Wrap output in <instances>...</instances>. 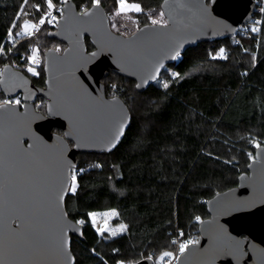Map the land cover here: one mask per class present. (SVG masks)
Returning <instances> with one entry per match:
<instances>
[{"label":"water","instance_id":"95a60500","mask_svg":"<svg viewBox=\"0 0 264 264\" xmlns=\"http://www.w3.org/2000/svg\"><path fill=\"white\" fill-rule=\"evenodd\" d=\"M255 8L256 0H162L166 23L125 36L109 27L101 4L80 12L64 1L47 35L65 46L44 51V85L11 64L0 75L1 93L20 96V103L0 104V264H75L72 237L80 239L83 226L69 217L65 199L77 155L113 151L131 122L126 103L107 95L102 79L113 72L142 93L187 49L236 38ZM206 210L196 242L171 264H264V144L237 185L210 198Z\"/></svg>","mask_w":264,"mask_h":264},{"label":"trees","instance_id":"16d2710c","mask_svg":"<svg viewBox=\"0 0 264 264\" xmlns=\"http://www.w3.org/2000/svg\"><path fill=\"white\" fill-rule=\"evenodd\" d=\"M73 1L80 12L94 4ZM119 1L99 4L113 19L119 17ZM125 1L140 7L134 21L141 26L157 19L162 2ZM48 3L0 0V66L11 64L38 86L44 85L43 70L32 75L26 67L31 47L65 45L48 39L46 33L54 28L49 25L28 37L22 30L25 22L45 18ZM118 21L116 33L135 30L133 20ZM260 21L246 35L239 30L238 42L226 38L187 49L142 93L134 81L113 72L102 79L106 94L126 103L131 122L113 151L77 155L75 190L70 188L65 199L69 217L84 222L82 237H72L75 264H133L144 258L153 264L172 262L175 240L198 237V224L208 217L206 202L235 187L255 148L264 144V3ZM86 44L92 49L87 39ZM1 99L6 97L0 89ZM39 100L36 109L43 112L44 100L37 98L35 104ZM110 210L117 213L111 223L124 224L125 230L100 237L89 214Z\"/></svg>","mask_w":264,"mask_h":264},{"label":"rangeland","instance_id":"374dc122","mask_svg":"<svg viewBox=\"0 0 264 264\" xmlns=\"http://www.w3.org/2000/svg\"><path fill=\"white\" fill-rule=\"evenodd\" d=\"M124 3L126 5H128L129 7L125 8L122 11L121 10V3L119 1L118 9L115 11L116 12L115 15L116 16L117 15L119 16L118 18H115L114 17L112 19V16L111 17L108 16L109 21H110V26L109 27H111V29L114 32H116V30L120 27V22L118 21V19L122 23L125 22V21H129V20H133L134 21L135 20L134 17L137 15V13H140V11H136L135 9L131 8L132 5H136V4H134V3H128L125 0H124ZM156 15H157V19L156 20L160 21L161 24L166 23V20L163 17V15L161 13V10ZM25 24H27L29 26H34V27H29L27 29L23 27L22 34L25 35L26 37L30 36L31 34L36 33L39 29L42 28V26L41 27L39 26V23L38 24H32L30 22H25ZM149 24H152V23H149ZM137 25H139L138 22L135 23V21H134V23L132 24V27H135V30L133 32H135L141 26V25H139L137 27ZM50 27H52V26H50ZM251 27L252 26L250 24H247V25L241 27L240 33H242V35L248 34L249 29ZM26 33H30V34H26ZM47 33H46V35H47ZM132 33H130V34H132ZM130 34H122V35L127 36V35H130ZM47 37H48V35H47ZM48 39H51V38L48 37ZM233 40H234L233 42H237V37L236 38H233ZM39 44H42V45L44 44L45 45V43H43V39H40ZM48 48H54L55 50H57L59 52L63 50V49H59L60 47L58 45H53V46L52 45H49L48 47H44V48H40L39 45H35V46L31 47V52H30L29 58H28V65L26 66L27 67V71L30 74L33 75V72L36 74V73H38L39 68L42 69V67H43V57L42 56H43L44 51L47 50ZM2 68H3V66H2ZM30 68L33 69V71H29ZM171 73L172 72H170V70H169V74H171ZM110 96H113V95H110ZM19 98H20V96H17V97L12 98V99H7V98L4 99V100L1 99L0 100V104L1 103H4L5 101L12 102V103H20V99ZM35 103H36V101H35ZM43 103H44V111H45V101ZM41 104H42V102H41V100H39L37 102V104H35V107L36 106L37 107L38 106H41ZM37 110L41 111V109H39V108ZM72 179H73V174H72ZM72 185H73V183H72ZM71 191H73L72 190V186H71ZM93 216L99 222L102 223L103 230H101L100 232H97L94 229L96 231V233L100 237H102L104 234H107L108 236H111V237H115V236L121 234V232H124V230H125V225L124 224L114 225V224L111 223L112 220H114L117 217V213L114 210L104 211V212H94V213H90L89 214V222L91 223V225H92L91 219H92ZM92 227H93V225H92ZM197 238L198 237H196L194 234H190V235H187L183 239L179 237L177 240H175L177 242H175V244H174L175 245V254H174V258H173L172 262H174V259H175V256H176V251H177V246H178L177 244L178 243H180L179 244V247H180L181 244H187L188 241H192L193 243L196 242ZM172 262H169V260H166V261H160V263L156 262L155 264H171Z\"/></svg>","mask_w":264,"mask_h":264},{"label":"built area","instance_id":"2783aa9c","mask_svg":"<svg viewBox=\"0 0 264 264\" xmlns=\"http://www.w3.org/2000/svg\"><path fill=\"white\" fill-rule=\"evenodd\" d=\"M64 1H62L59 4H55L53 2L51 3L52 8H50V10L46 14L45 18L43 19L44 23H39L40 27L43 25H49V26H52L54 28L56 27V25L58 23L59 16H60L59 14H61V9H62V5H63ZM263 3H264V0H256L255 12H254V15H253L251 21L248 24L259 25L261 23L260 20L262 18V14H263ZM178 61H179V57L176 58L175 63ZM1 71H2V66H0V75H1ZM77 222L81 225L84 224L82 219H78ZM175 242H177V241H175ZM179 244L180 243L177 244L178 246H177V251H176V256H175L174 261H176L177 258L181 255Z\"/></svg>","mask_w":264,"mask_h":264},{"label":"snow or ice","instance_id":"6c2138e0","mask_svg":"<svg viewBox=\"0 0 264 264\" xmlns=\"http://www.w3.org/2000/svg\"><path fill=\"white\" fill-rule=\"evenodd\" d=\"M98 3H99V0H94V6H95V5H98ZM120 3H121V10H122V11H123L125 8L129 7L128 5H126V4L124 3V0H120ZM48 7H49V8H52L51 0H49ZM131 8L135 9L136 11H140V8H139L138 5H132ZM40 23H44V21L41 20ZM158 23H160V21L155 20V19L152 20V24L155 25V24H158ZM23 27L27 29V28H29V27H34V26H29V25L25 24ZM26 34H30V33H26ZM9 35H11V33H9ZM220 55L223 56V50H221V54H220ZM214 58H216V57H214ZM29 71H33V69L30 68ZM33 74H35V73L33 72ZM165 87H167V85H165ZM4 103H5V105H7L8 102L5 101ZM72 190H73V191L75 190V176H74V175H73V185H72ZM191 243H193V242H192V241H188L187 244H181V245H180V252L183 253L184 250H185V249L188 247V245L191 244ZM164 255H165V256H168V255H170V254L166 252V253H164Z\"/></svg>","mask_w":264,"mask_h":264},{"label":"bare ground","instance_id":"6f19581e","mask_svg":"<svg viewBox=\"0 0 264 264\" xmlns=\"http://www.w3.org/2000/svg\"><path fill=\"white\" fill-rule=\"evenodd\" d=\"M91 222H92V225H93L94 229L97 232H100L101 230H103L102 223L99 222L94 216L92 217Z\"/></svg>","mask_w":264,"mask_h":264},{"label":"flooded vegetation","instance_id":"af4514ba","mask_svg":"<svg viewBox=\"0 0 264 264\" xmlns=\"http://www.w3.org/2000/svg\"><path fill=\"white\" fill-rule=\"evenodd\" d=\"M44 100V99H43ZM54 129H57V128H54ZM54 129H53V131H54ZM61 131V130H60ZM54 132H57V131H54ZM58 133H60V132H58ZM61 133H62V131H61Z\"/></svg>","mask_w":264,"mask_h":264}]
</instances>
